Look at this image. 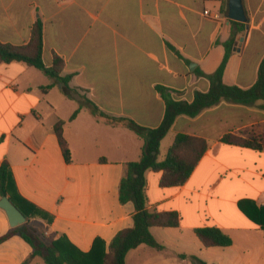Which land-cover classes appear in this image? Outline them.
<instances>
[{
	"label": "crops",
	"instance_id": "1",
	"mask_svg": "<svg viewBox=\"0 0 264 264\" xmlns=\"http://www.w3.org/2000/svg\"><path fill=\"white\" fill-rule=\"evenodd\" d=\"M229 2L0 0V41L28 44L40 19L45 65L52 66L58 55L64 61L62 76H71L66 93L62 83L35 67L20 61L0 63V167L9 164L19 194L53 217L51 222L31 218L17 227L27 223L47 244L66 236L83 252L101 239L108 252L115 236L134 226L135 204L122 203L119 188L126 164L141 157L144 140L120 119L160 126L166 103L157 86L187 102L197 92H208V76L225 55L223 44L239 28L235 22L245 30L237 34L224 82L243 89L257 82L264 58V0H242L247 22L229 17ZM50 84L51 89H42ZM87 103L114 123L95 116ZM262 105V100L246 105L222 100L196 117L177 118L168 133L173 134L171 144L178 133H186L207 139L210 146L181 186L163 187L161 171L147 172V208L175 211L181 225L151 229L165 246L161 251L150 247L159 254L157 263H142L143 244L127 254L126 264H197L192 256L207 264H264V228L256 222L264 223ZM61 120L71 162L65 160L54 131ZM228 133L261 147L225 143ZM163 141L159 160L165 155ZM17 227L0 208V237ZM201 227L220 228L233 244L205 247L195 234ZM32 252L14 234L0 243V264H46L40 257L26 263Z\"/></svg>",
	"mask_w": 264,
	"mask_h": 264
},
{
	"label": "trees",
	"instance_id": "2",
	"mask_svg": "<svg viewBox=\"0 0 264 264\" xmlns=\"http://www.w3.org/2000/svg\"><path fill=\"white\" fill-rule=\"evenodd\" d=\"M235 23L239 25V28L236 31L234 30L232 38L223 44L225 55L221 64L213 74L208 76L211 82L208 92H197L194 100L187 102L174 99L169 89L157 86L158 92L166 103L165 116L160 126L150 128L139 125L132 119H120L127 128L144 140V146L139 160L126 164L127 174L121 180L119 188L120 201L122 203L132 201L135 204L134 226L120 231L112 240L108 252H106L105 243L101 239L95 241L93 249L89 252L79 250L66 236H61L47 244L35 231L27 226V223L0 237V243L14 234H19L33 248V252L26 263L40 257L46 264H126L127 254L140 245L145 244L159 251L164 250L165 246L156 240L151 229L153 227H179L181 218L175 211L158 212L147 208V172L149 170L161 171L160 184L163 187L181 186L190 178L210 146L208 140L203 137L178 133L169 147L166 157L159 160L161 143L174 126L177 118L179 116L196 117L203 109L213 107L222 100L245 105L262 100V107L264 108V58L260 63L257 82L252 87L243 89L236 85H227L224 82V73L229 59L234 53L237 34L245 30L243 24ZM43 50L44 28L43 22L39 19L32 27L28 44L17 46L0 41V63L24 62L42 71L55 82L62 83L63 90L67 93L71 90L69 86L71 76H62L63 59L55 55L52 66L48 67L43 61ZM52 86L50 84L42 87V89L47 91ZM86 106L90 107L95 116L107 123H114V119L108 117L95 104L87 103ZM81 108L82 105L73 113L72 120L76 118ZM64 123L62 120L58 121L54 126V131L58 137L65 160L71 162V151L63 133ZM222 140L231 145L253 149L261 147L252 139L242 138L231 133L225 134ZM0 194L9 197L26 216L27 221L31 218L52 221L51 214L19 194L10 166L7 163L0 167ZM239 206L242 211L246 212L243 204L240 203ZM246 214L248 213L246 212ZM248 216L252 218L251 215ZM256 222L264 228L263 222ZM195 234L205 247H228L233 244L232 237L218 227L197 228ZM182 256L184 257V255ZM191 259L197 264H207L197 256H192Z\"/></svg>",
	"mask_w": 264,
	"mask_h": 264
},
{
	"label": "water",
	"instance_id": "3",
	"mask_svg": "<svg viewBox=\"0 0 264 264\" xmlns=\"http://www.w3.org/2000/svg\"><path fill=\"white\" fill-rule=\"evenodd\" d=\"M229 17L239 22H247V15L243 6L242 0H230L229 2ZM244 38H241L243 40ZM0 208H2L9 219L12 227H17L27 222L26 216L21 210L9 199L7 196H3L0 199Z\"/></svg>",
	"mask_w": 264,
	"mask_h": 264
},
{
	"label": "rangeland",
	"instance_id": "4",
	"mask_svg": "<svg viewBox=\"0 0 264 264\" xmlns=\"http://www.w3.org/2000/svg\"><path fill=\"white\" fill-rule=\"evenodd\" d=\"M172 137H173V134L172 132H170L167 138L163 141L161 153L165 154L164 158L166 156V153L168 152V147L171 144ZM33 231L37 233V230L34 228H33ZM144 247H145L144 250L140 252L141 253L140 256H142V263H157V260H158L157 255L159 254H157V252L154 249L150 248L149 246H144ZM130 262H132V260ZM168 263H177V261L175 262L170 261Z\"/></svg>",
	"mask_w": 264,
	"mask_h": 264
},
{
	"label": "built area",
	"instance_id": "5",
	"mask_svg": "<svg viewBox=\"0 0 264 264\" xmlns=\"http://www.w3.org/2000/svg\"><path fill=\"white\" fill-rule=\"evenodd\" d=\"M204 14H205V15H210V11L206 10V11L204 12ZM214 18H218V15H214Z\"/></svg>",
	"mask_w": 264,
	"mask_h": 264
}]
</instances>
